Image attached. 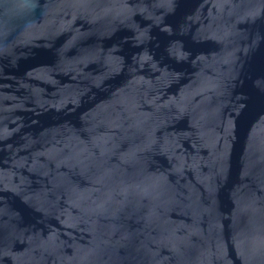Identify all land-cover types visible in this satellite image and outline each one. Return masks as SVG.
<instances>
[{
    "label": "water",
    "instance_id": "water-1",
    "mask_svg": "<svg viewBox=\"0 0 264 264\" xmlns=\"http://www.w3.org/2000/svg\"><path fill=\"white\" fill-rule=\"evenodd\" d=\"M0 264H264V0H0Z\"/></svg>",
    "mask_w": 264,
    "mask_h": 264
}]
</instances>
